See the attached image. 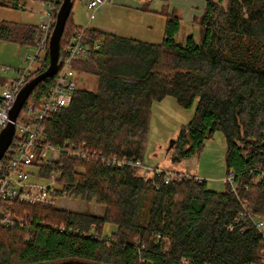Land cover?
Segmentation results:
<instances>
[{
    "label": "trees",
    "instance_id": "1",
    "mask_svg": "<svg viewBox=\"0 0 264 264\" xmlns=\"http://www.w3.org/2000/svg\"><path fill=\"white\" fill-rule=\"evenodd\" d=\"M163 15L160 43L88 27L90 51L75 67L95 77L96 89L78 88L67 107L43 122L49 144L84 142L99 156L82 162L63 155L38 163L41 174L59 169L63 189L94 198L104 215L12 204L26 224L8 228L0 221V264H264L261 230L238 217L245 200L264 218V0H205L199 41L187 35L177 42L180 18ZM69 16L59 59L82 27ZM37 29L0 20V39L31 46ZM47 64L48 49L31 77ZM54 81L38 83L25 104L37 105ZM166 96L183 108L196 103L169 149L171 163L198 154L220 131L234 193L226 181L216 191L196 175L164 183L166 169L143 177L137 167L102 163L101 156L143 162L152 103Z\"/></svg>",
    "mask_w": 264,
    "mask_h": 264
},
{
    "label": "built area",
    "instance_id": "2",
    "mask_svg": "<svg viewBox=\"0 0 264 264\" xmlns=\"http://www.w3.org/2000/svg\"><path fill=\"white\" fill-rule=\"evenodd\" d=\"M61 1L48 0L46 2L47 10L40 16L41 21L37 25L38 29L33 45H31L34 52L25 55L27 65L23 68H17L12 76L4 80V84L1 86L0 129L9 121L8 112L19 90L30 79L35 68L33 64L35 62L40 63L45 56L49 36L55 22L56 6ZM108 1L87 0L86 7L91 10L88 21L93 17V10ZM88 27L90 26L86 25L79 28L72 37L70 44L64 49L63 57L58 61L59 68L54 74V84L48 93L37 105L24 103L21 108L24 111L22 123L18 122L21 110L14 121L15 133L11 142L14 143V146L12 148L9 146L7 150H10V153L3 159L6 155L5 152L0 159V221L8 228L23 227L26 224L25 214H19L13 207L14 204L54 207L56 203L59 194L58 183L51 172L47 175L40 174L38 163L57 162L63 155L82 162H89L99 156L95 151L87 148L84 142L81 144L69 142L62 147L49 144L45 141L43 126V122L49 119L52 114L69 105L73 93L78 89L77 83L80 78L75 64L88 57L90 51L86 34ZM98 47L99 44L94 42V48ZM17 131L18 136H16ZM100 158L105 164H126L137 167L143 177H153L163 172V169L149 167L139 159H118L104 156ZM163 175L164 183L185 176V174L173 171H166ZM195 178L201 180L197 176ZM224 181L229 183L230 189L234 193L236 190L234 172L227 173ZM241 206L242 210L238 217L249 220L257 229L261 230L264 225L263 219L258 218L251 211L247 201L242 200Z\"/></svg>",
    "mask_w": 264,
    "mask_h": 264
},
{
    "label": "rangeland",
    "instance_id": "3",
    "mask_svg": "<svg viewBox=\"0 0 264 264\" xmlns=\"http://www.w3.org/2000/svg\"><path fill=\"white\" fill-rule=\"evenodd\" d=\"M110 1L93 10V17L88 21L91 10L86 7L87 0H72L69 23L73 26H115L119 29V35L139 38L142 41L153 43L161 42L164 29V19L161 16L140 19L143 15L137 13L135 15L133 8ZM13 4L14 7L0 6V20L38 25L41 21L40 16L47 10L43 0H17ZM146 23H150L152 26L151 31L144 30ZM187 35H192L196 41L200 40L201 33L198 21H194L190 27H186L183 23L175 35V40L183 42ZM33 52L31 46L0 39V89L1 85L4 84V79L12 76L17 68H23L27 65L25 55ZM33 67H37V62L33 64ZM78 77L80 78L77 83L78 88L96 89L97 82L94 76L78 71ZM195 106L196 103L190 108H183L172 96H166L164 99L152 103L143 163L149 167L159 166L167 171L185 174V176L186 174L196 175L201 179H205L210 189L221 191L225 189L226 141L220 131L204 140L203 147L198 154L178 163H171V151L166 150L169 141L176 139L180 129L192 118ZM23 114L24 111L21 110L18 117L20 123L23 121ZM16 134L18 136V131ZM51 173L59 188L58 198L51 209L81 212L96 216L104 215L105 206L94 198L87 201L81 195L63 189L59 169H52ZM112 229L113 226L109 223L105 225V231L109 232ZM261 232L264 237V225Z\"/></svg>",
    "mask_w": 264,
    "mask_h": 264
},
{
    "label": "water",
    "instance_id": "4",
    "mask_svg": "<svg viewBox=\"0 0 264 264\" xmlns=\"http://www.w3.org/2000/svg\"><path fill=\"white\" fill-rule=\"evenodd\" d=\"M72 8V0H62L55 17V22L48 41V64L47 67L32 76L19 90L17 97L8 112L9 121L4 127L0 129V159L3 157L6 150L9 148L14 133L15 125L14 121L21 110L26 99L35 88V86L42 80L54 76L59 68V43L63 34L66 20L70 14ZM174 143V139L169 141L166 150H169Z\"/></svg>",
    "mask_w": 264,
    "mask_h": 264
},
{
    "label": "crops",
    "instance_id": "5",
    "mask_svg": "<svg viewBox=\"0 0 264 264\" xmlns=\"http://www.w3.org/2000/svg\"><path fill=\"white\" fill-rule=\"evenodd\" d=\"M113 1L116 4L133 8L135 15L136 13L143 15L140 19L156 16H161L164 19L163 14L175 13L180 18V27L183 23L186 27L192 26L193 22L197 21V18L203 13L205 7V0H111L110 2ZM151 27L150 23H146L144 30L151 31ZM95 28L119 35V29L115 26L102 25V27L97 26Z\"/></svg>",
    "mask_w": 264,
    "mask_h": 264
},
{
    "label": "bare ground",
    "instance_id": "6",
    "mask_svg": "<svg viewBox=\"0 0 264 264\" xmlns=\"http://www.w3.org/2000/svg\"><path fill=\"white\" fill-rule=\"evenodd\" d=\"M73 3V2H72ZM66 24V23H65ZM60 54V53H59ZM61 55V54H60ZM235 174V173H234ZM235 177V176H234ZM173 181V180H172ZM236 183V182H235ZM241 209V208H240ZM264 221V220H263Z\"/></svg>",
    "mask_w": 264,
    "mask_h": 264
}]
</instances>
